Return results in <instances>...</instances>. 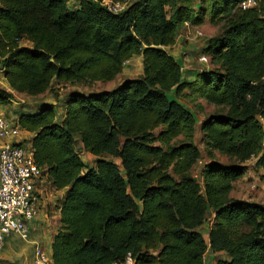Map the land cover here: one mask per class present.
<instances>
[{
  "label": "trees",
  "instance_id": "1",
  "mask_svg": "<svg viewBox=\"0 0 264 264\" xmlns=\"http://www.w3.org/2000/svg\"><path fill=\"white\" fill-rule=\"evenodd\" d=\"M244 1L129 0L113 13L92 1L72 10L66 0H0V70L17 94L109 82L141 57L139 76L69 92L63 113L43 103L17 115L41 177L64 192L51 264H111L127 253L135 264H205L207 253L223 255L214 264H264V206L229 196L252 158L264 180V0ZM204 22L219 28L200 53L210 66L183 79L167 48L186 24ZM11 98L0 87V106ZM184 100L214 111L198 122ZM197 124L208 158L201 182L191 175L202 157Z\"/></svg>",
  "mask_w": 264,
  "mask_h": 264
},
{
  "label": "crops",
  "instance_id": "2",
  "mask_svg": "<svg viewBox=\"0 0 264 264\" xmlns=\"http://www.w3.org/2000/svg\"><path fill=\"white\" fill-rule=\"evenodd\" d=\"M206 22L202 25H191L186 24L176 35L175 42L172 46L167 48V51L174 57V59L180 64L181 74L183 79L190 80L195 73L200 72L201 68H206L204 65L197 62L196 57L201 53L204 43H200V39H195L194 37L199 35L196 28L204 26ZM186 45H184V43ZM185 46V50L182 48ZM194 53V54H193ZM186 57H181L182 55ZM198 54V55H197ZM196 56V57H195ZM139 59L141 63V57H133L129 59L123 66L122 72L117 76L118 82L121 76L126 78H131L126 76V71L128 63L133 59ZM188 58V59H187ZM187 60L189 63L186 65L184 61ZM209 68V67H208ZM141 74V69L137 76ZM135 76V77H137ZM115 85V84H114ZM0 87L11 92L12 98L10 103L5 106H0V116L7 119L9 122L15 123L17 115L20 113H31L35 112L37 107H24L23 102H17L19 95L11 91L2 75L0 70ZM50 105L53 103L49 102ZM55 104V103H54ZM31 134L22 131V134L16 140L18 142H23L28 144ZM86 157L94 162L95 158L89 153H85ZM88 163V162H87ZM93 164V163H92ZM64 192L62 190L57 191L49 186L45 177H41L34 182L33 200L36 206V214L34 218L28 222V240H21L18 236L11 234L7 235L3 244L0 247V264H33V250L35 245H40V247L48 254L50 257V245L52 238L56 233L59 223V210L58 204L63 197ZM203 227V226H202ZM201 227V228H202ZM200 228V229H201ZM208 230V228H207ZM203 236V234H202ZM206 256V255H205ZM204 263L207 264L205 257Z\"/></svg>",
  "mask_w": 264,
  "mask_h": 264
},
{
  "label": "built area",
  "instance_id": "3",
  "mask_svg": "<svg viewBox=\"0 0 264 264\" xmlns=\"http://www.w3.org/2000/svg\"><path fill=\"white\" fill-rule=\"evenodd\" d=\"M82 1H92L113 13L121 12L129 0H66L70 9L78 8ZM252 0H245L244 7H251ZM251 5V6H250ZM208 58L197 56V62L206 67ZM208 69L206 68H201ZM22 131L19 127L0 116V247L7 235L14 234L28 240V222L36 214L33 200L34 182L41 177V170L32 159L27 144L18 142ZM33 264H51L48 254L39 246L33 250ZM111 264H135L130 253L120 262Z\"/></svg>",
  "mask_w": 264,
  "mask_h": 264
},
{
  "label": "rangeland",
  "instance_id": "4",
  "mask_svg": "<svg viewBox=\"0 0 264 264\" xmlns=\"http://www.w3.org/2000/svg\"><path fill=\"white\" fill-rule=\"evenodd\" d=\"M251 6V5H250ZM197 36H195V39H200V43H204L205 39L210 38L212 36H215L219 32V28L213 25H210L206 22L204 26H201L199 28H196ZM184 45H186L185 42H183ZM183 45V44H182ZM183 45V49L185 50V46ZM194 54V53H193ZM187 55V54H186ZM186 55H182L181 57H186ZM198 55V54H197ZM196 57V56H195ZM188 59V58H187ZM197 59V57H196ZM208 61V60H207ZM184 63L188 65V61L185 60ZM209 63L207 62L206 67H209ZM141 69V63L139 59L135 58L132 61L128 63L126 76H130L131 78H134L138 75L139 70ZM120 81L124 80L126 77L121 76L119 77ZM119 81V82H120ZM118 77H116L114 80L109 82H91V83H75V84H56L52 83V88L54 93H45L42 95H39L37 97H29L26 95H19V99H16L17 102H23L22 105L24 107H39L41 104L46 103L49 104V102L53 103L51 105L54 109H56L57 112L63 113L64 110V99L69 92L78 91L81 93H93V92H99L103 90H110L113 87H115L118 83ZM115 84V85H114ZM201 104L202 109L198 110L195 103H192L188 100H184L183 103L187 109L192 111L198 120L200 122L203 120L208 114L212 113L214 111V107L211 105L205 104L203 101H197ZM55 103V104H54ZM200 133L198 130V124L196 126V132H195V138L194 142L197 146V148L202 152V157L200 161L194 166V168L191 171V175L194 179L201 182V168L202 165L207 162L208 158L204 152L203 145L200 141ZM75 151L79 155V157L84 161L88 162L89 165H92L90 159H88L85 155L86 151H84L81 147V144L78 140H76L75 143ZM214 160L221 164H231L233 163L231 160L227 159L224 156H221L217 153H215ZM118 164L119 162L116 161ZM255 159H250L249 161L245 162L244 165L246 166V172L242 179L237 180L234 182L233 189L230 193V197L233 199L256 203L259 205L264 206V180L262 178L263 170L261 168H256L254 166ZM207 223L203 225L201 228V232L203 234V238L205 241H207V228L209 224V218L206 221ZM40 246V245H39ZM218 257H223V255L219 254H211L207 253L205 256V260L207 264H214V261Z\"/></svg>",
  "mask_w": 264,
  "mask_h": 264
}]
</instances>
